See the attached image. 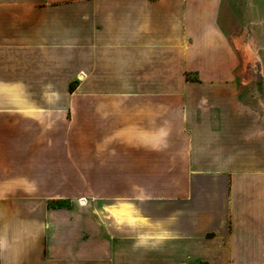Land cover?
Returning a JSON list of instances; mask_svg holds the SVG:
<instances>
[{"label": "crops", "instance_id": "0c3cea01", "mask_svg": "<svg viewBox=\"0 0 264 264\" xmlns=\"http://www.w3.org/2000/svg\"><path fill=\"white\" fill-rule=\"evenodd\" d=\"M249 56L264 0H0V264H264Z\"/></svg>", "mask_w": 264, "mask_h": 264}, {"label": "rangeland", "instance_id": "374dc122", "mask_svg": "<svg viewBox=\"0 0 264 264\" xmlns=\"http://www.w3.org/2000/svg\"><path fill=\"white\" fill-rule=\"evenodd\" d=\"M243 71L237 73V78L245 80L244 94L249 95L251 105L261 106L264 102V56L245 57Z\"/></svg>", "mask_w": 264, "mask_h": 264}, {"label": "bare ground", "instance_id": "6f19581e", "mask_svg": "<svg viewBox=\"0 0 264 264\" xmlns=\"http://www.w3.org/2000/svg\"><path fill=\"white\" fill-rule=\"evenodd\" d=\"M249 58H250V56H249ZM117 205H118V204H117ZM113 207H114V206H113ZM108 208H110V207H108ZM110 209H111V208H110ZM129 216H130V215H129ZM124 218H125V217H124ZM124 218H123V219H124ZM126 218H127V217H126Z\"/></svg>", "mask_w": 264, "mask_h": 264}]
</instances>
